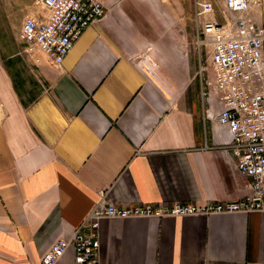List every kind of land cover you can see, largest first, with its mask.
<instances>
[{
  "label": "crops",
  "instance_id": "1",
  "mask_svg": "<svg viewBox=\"0 0 264 264\" xmlns=\"http://www.w3.org/2000/svg\"><path fill=\"white\" fill-rule=\"evenodd\" d=\"M104 3L61 66L0 51V264H42L105 202L250 194L217 123L223 106L215 92L203 99L202 78L194 83L178 48L177 7ZM42 8L0 0L5 20L15 11L23 23ZM134 51L157 54L140 61ZM100 241V264H264V212L104 219ZM57 264H75L73 247Z\"/></svg>",
  "mask_w": 264,
  "mask_h": 264
},
{
  "label": "built area",
  "instance_id": "2",
  "mask_svg": "<svg viewBox=\"0 0 264 264\" xmlns=\"http://www.w3.org/2000/svg\"><path fill=\"white\" fill-rule=\"evenodd\" d=\"M45 13L26 16L18 38L30 60L43 56L61 65L84 30L105 14L104 0H40ZM253 3H256L253 5ZM263 0H194L198 44L209 47L200 62L202 97L212 92L224 109L218 123L230 131L238 170L252 182L240 200L206 203L100 204L70 241L61 239L42 264H57L70 247L76 264H100V221L105 218H165L264 212V25L252 14ZM264 16V12H263ZM210 49V48H209ZM200 57L202 52L199 51Z\"/></svg>",
  "mask_w": 264,
  "mask_h": 264
},
{
  "label": "rangeland",
  "instance_id": "3",
  "mask_svg": "<svg viewBox=\"0 0 264 264\" xmlns=\"http://www.w3.org/2000/svg\"><path fill=\"white\" fill-rule=\"evenodd\" d=\"M161 1H162V6L164 8L167 7L169 4H171L172 7L173 6L177 7L178 10L177 15L180 21L178 27V31H179L178 48L180 51H186V53L190 55L193 65L194 83H196L199 81V77H201V74H199V61H198V58L200 56L199 51L203 53V51L205 52L210 51V49L209 47H206L203 44L202 45L198 44L197 28L194 22V15H193L194 0H161ZM215 1H216V11H217L216 13L217 15H219L220 10L218 9L221 8V0H215ZM33 3L35 4V6L41 5L40 0H33ZM14 13L15 11L12 12L9 18H6V20L4 17L0 16V51H23L24 53H26V51L24 50V44H21L18 39L19 36L17 37V33H19L18 31H20L19 28L22 26L23 23L21 22L22 20L19 18V16H17V13L15 14ZM134 52H135L134 53L135 58L140 61L147 60L150 57L149 55L151 54L154 55L157 54V51H134ZM25 75L28 76L29 74L25 73ZM150 75H153V71H151ZM28 77L30 78V76ZM103 204H106V202ZM105 219H117V218H105ZM101 221H100V227H101ZM98 235L100 239V228ZM100 249H101V241H100Z\"/></svg>",
  "mask_w": 264,
  "mask_h": 264
},
{
  "label": "bare ground",
  "instance_id": "4",
  "mask_svg": "<svg viewBox=\"0 0 264 264\" xmlns=\"http://www.w3.org/2000/svg\"><path fill=\"white\" fill-rule=\"evenodd\" d=\"M40 4H41V3H40ZM254 4H256V3H253V5H254ZM263 12H264V0H263L262 5L254 6V7H253V11H252V14L254 15V17H255L256 19H257V15L259 16V19H257L258 22H259V23H262V24L264 25V16H263ZM104 16H105V14L103 15V17H104ZM103 17H102V18H103ZM194 21H195V15H194ZM97 22H98V21H97ZM97 22H96V23H97ZM94 24H95V23H94ZM94 24H93V25H94ZM89 27H90V26H89ZM87 28H88V27H87ZM87 28H86V29H87ZM86 29H85V30H86ZM85 30H84V31H85ZM83 33H84V32H83ZM81 36H82V35H81ZM78 40H79V39H78ZM19 41H20V40H19ZM21 44H22V43H21ZM74 45H75V44H74ZM208 45H209L210 50L212 51V48H213L212 44L209 43ZM73 47H74V46H73ZM72 49H73V48H72ZM72 49H71V50H72ZM70 52H71V51H70ZM70 52H69V53H70ZM68 55H69V54H68ZM68 55H67V56H68ZM67 56H66V57H67ZM205 58H206V55H205V52L203 51V53H202V57L199 56V60H200V62L204 61ZM45 59H48V60L51 62V60H50L48 57L43 56V57L41 58L39 64H41V63L43 62V60H45ZM64 60H65V59H64ZM63 62H64V61H63ZM51 63H52V62H51ZM53 64H54V63H53ZM62 64H63V63H62ZM62 64H61V65H62ZM54 65H55V64H54ZM61 65H57V66H61ZM199 74H200V72H199ZM201 78H202V77H201ZM211 95H212V94H211ZM210 98H211V97H210ZM204 100L206 101V99H204ZM208 100H209V99H208ZM219 100H220V99H219ZM220 102H221V101H220ZM221 104H222V103H221ZM222 106H223V105H222ZM223 109H224V106H223ZM217 123H218V118H217ZM218 124H219V123H218ZM219 125H220V124H219ZM220 126H222V125H220ZM222 127H224V126H222ZM225 128H226V127H225ZM226 129L228 130V128H226ZM228 131H229V130H228ZM229 132H230V131H229ZM230 134H231V133H230ZM231 142H232V135H231V141H230V143H229V147H231V145H230ZM231 149H232V147H231ZM232 152H233V149H232ZM233 155H234V153H233ZM234 156H235V155H234ZM235 158H236V160H237V157H236V156H235ZM237 163H238V160H237ZM237 163H236V166H237ZM242 174H243V173H242ZM244 175H245V174H244ZM98 206H99V205H98ZM98 206H97V207H98ZM97 207H96V208H97ZM96 208H95V209H96ZM95 209H94V210H95ZM94 210H93V211H94ZM91 214H92V213H91ZM219 215H223V214H219ZM213 216H214V215H213ZM206 217H211V216H206ZM88 218H89V217H88ZM88 218H87V219H88ZM138 218H144V217H138ZM165 218H167V217H165ZM129 219H130V218H129Z\"/></svg>",
  "mask_w": 264,
  "mask_h": 264
}]
</instances>
